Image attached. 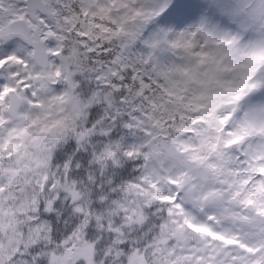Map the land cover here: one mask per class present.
I'll list each match as a JSON object with an SVG mask.
<instances>
[{
	"label": "snow or ice",
	"instance_id": "1",
	"mask_svg": "<svg viewBox=\"0 0 264 264\" xmlns=\"http://www.w3.org/2000/svg\"><path fill=\"white\" fill-rule=\"evenodd\" d=\"M0 264H264V0H0Z\"/></svg>",
	"mask_w": 264,
	"mask_h": 264
}]
</instances>
